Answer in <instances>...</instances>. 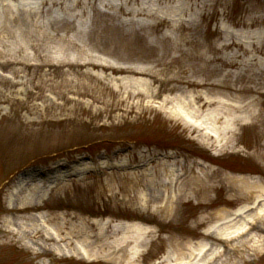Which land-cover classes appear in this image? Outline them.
Returning a JSON list of instances; mask_svg holds the SVG:
<instances>
[{"label": "rangeland", "instance_id": "374dc122", "mask_svg": "<svg viewBox=\"0 0 264 264\" xmlns=\"http://www.w3.org/2000/svg\"><path fill=\"white\" fill-rule=\"evenodd\" d=\"M203 95L250 103L233 139L206 136L213 107L189 106ZM262 117L264 0H0V264H116L105 251L58 255L6 229L11 217L26 229L39 214L49 230L60 218L138 224L139 264L197 241L200 215L241 204L227 177L264 183ZM189 168L207 196L174 214L167 196ZM35 183L39 201L7 207L12 188ZM232 243L238 264H264V241Z\"/></svg>", "mask_w": 264, "mask_h": 264}, {"label": "bare ground", "instance_id": "6f19581e", "mask_svg": "<svg viewBox=\"0 0 264 264\" xmlns=\"http://www.w3.org/2000/svg\"><path fill=\"white\" fill-rule=\"evenodd\" d=\"M231 102L206 95L195 98V100L193 97L189 98V106L193 113L197 114L204 108L207 111L208 108L213 107L205 113L204 121L210 126L209 132H205L206 136L214 142L221 140L228 142V139H233L234 127L243 123L251 114L250 103L236 104L233 100ZM261 122L264 123V117L261 118ZM227 135L230 137L225 139ZM165 167H171V164ZM169 173L173 179L168 183L177 184L179 175ZM187 174L188 176H184L180 186L177 185V189L173 190V195L167 196L168 204H165V207L174 214L181 200L189 196L202 199L207 196L208 190L205 187L199 188L198 184L202 181L199 175L197 176L192 168L187 169ZM227 179L231 183L232 191L237 194H232L231 202H241V204L234 210L226 209L200 215L196 226L205 229L199 232L198 240L192 242L173 239L170 243V250L154 264H238L233 256L235 246L232 242L238 241L241 245L249 246L250 250H256L261 245L264 241V183L260 179L246 177L233 176ZM41 191L40 183L31 185L27 190L12 188L9 191L7 207H21L29 200L39 201L40 196H43ZM200 205L207 206L202 203ZM30 220L32 225L28 229L25 228L21 217L7 219L4 226L13 231L20 228V231H24L27 237L42 238L43 242L52 241L53 246H50L48 250L58 255L93 260L92 257L105 251L107 254L104 255L116 264H139L137 249L144 246L145 235L148 233L145 227L127 223H116L109 232L110 224L100 221L70 223L69 227L65 228L62 218L59 219L60 222L57 221L52 230H49L44 226L47 221L43 214L34 215ZM50 221L51 219L48 220ZM261 233L263 236L259 235ZM109 234L114 236L111 242L108 241ZM257 236H260L259 240L255 239ZM219 246H222L221 250Z\"/></svg>", "mask_w": 264, "mask_h": 264}]
</instances>
